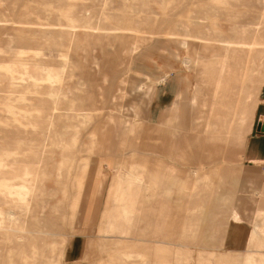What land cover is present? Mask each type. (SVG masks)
<instances>
[{
	"label": "rangeland",
	"instance_id": "rangeland-1",
	"mask_svg": "<svg viewBox=\"0 0 264 264\" xmlns=\"http://www.w3.org/2000/svg\"><path fill=\"white\" fill-rule=\"evenodd\" d=\"M0 18V142L6 125L5 164L26 161L0 169V264L9 240L14 264H264V0H0Z\"/></svg>",
	"mask_w": 264,
	"mask_h": 264
},
{
	"label": "bare ground",
	"instance_id": "bare-ground-1",
	"mask_svg": "<svg viewBox=\"0 0 264 264\" xmlns=\"http://www.w3.org/2000/svg\"><path fill=\"white\" fill-rule=\"evenodd\" d=\"M4 19H2V18H0V24H1V22H4L3 21ZM19 27V26H18ZM82 28V29H92L93 30V28H90V27H88V26H85V25H83L82 24V22H79V23H75V25H73V26H71V29L73 30V31H77V30H79L80 28ZM15 28H16V25H15ZM61 28V27H60ZM62 29V28H61ZM98 29H104V28H102V27H94V30H98ZM118 28L117 27H113V28H105V30H107V31H116ZM64 31V30H63ZM118 32V31H117ZM210 44V43H209ZM212 44V43H211ZM219 44V43H218ZM235 44H237V45H244L245 43H242V42H236ZM215 45V44H214ZM244 47V46H243ZM222 49V48H221ZM18 52V51H17ZM21 52H23V53H31V52H33L34 54H36V57H37V59H40L41 57H40V55H41V53H40V51H33V50H28V49H23V50H21ZM60 56H61V58L64 60L65 58H67V54L64 52V53H60ZM228 69V68H227ZM226 70V69H225ZM217 72V71H216ZM221 72V71H220ZM232 72V71H231ZM241 72V71H240ZM226 73V72H225ZM216 77H217V75H215ZM231 76V75H230ZM47 79L48 80H53L54 78H52V77H50V76H48L47 77ZM223 79H225V78H223ZM238 79H240V78H238ZM216 80V79H215ZM224 89V88H223ZM33 93V92H32ZM213 93V92H212ZM22 99V98H21ZM25 99H27L26 98V96H25ZM193 100V99H192ZM195 102V101H194ZM202 104V103H201ZM200 106V105H199ZM56 109V108H55ZM224 109V108H223ZM29 112H30V114H33L37 119H39L38 121L36 120V121H34V122H31V124H30V127L33 129V128H37L38 130H36V131H38V133H41L42 131H43V129H44V126L50 121V119H51V116H52V114H46V113H43V112H41V110L39 109V108H37L36 110H29ZM106 122V121H105ZM263 126V125H262ZM6 129L3 131V133H4V139H3V141L6 139V138H8L9 140H13L14 138H16V137H14V135H13V133H12V129L9 127L8 128V126H4ZM261 127V126H260ZM263 130V129H262ZM1 134V133H0ZM2 141V142H3ZM93 141V140H92ZM2 142H0V145L2 144ZM89 142V141H88ZM4 143V142H3ZM5 144V143H4ZM7 146H9V145H4V146H0V148H2L3 150H1L0 149V151H2V153L0 154V169H2L4 166H6L7 164H12V163H25L26 161H25V155L24 156H22V158H17L16 156L15 157H12L11 159H9L10 160V162L9 163H7V164H5V161H6V158L8 157V156H12L13 154L15 155V154H20V150L22 149L21 147H19L18 149H17V151L16 152H14V151H12V150H10V149H8V148H6ZM18 156V155H17ZM14 158V159H13ZM25 161V162H24ZM85 163V162H84ZM89 164V163H88ZM83 167H84V165H83ZM81 168V167H80ZM85 168V167H84ZM79 171V170H78ZM42 172V174H44L45 172H46V169H44V170H41V171H39L38 170V168L37 169H34V173L32 174L33 175V177L32 178H30L29 177V172L28 171H26V172H24V173H21L20 175L22 176H20L21 178H20V181L21 182H24V183H30V182H34V180H36V178H38L39 176L38 175H40V173ZM78 178V177H77ZM14 182V178H6V177H4V178H1L0 179V206L1 205H4L6 202H10V205H11V202H12V200H8V198H9V196H7V191H11L12 189H13V183ZM27 183V184H28ZM23 187H24V185H23ZM132 192H133V186L132 187H130L128 184H126V186H125V188H124V191H123V196L124 197H127V198H134L133 197V195H132ZM257 195V194H256ZM12 210V209H11ZM10 210V213H11V215L14 213L13 211H11ZM3 210L1 209V207H0V213L2 212ZM1 215V214H0ZM2 217V216H1ZM179 228V227H178ZM5 229H7V226L6 225H4V224H2L1 223V221H0V230H1V232L3 231V230H5ZM184 231H190V230H192L190 227L189 228H187V229H185V228H182ZM118 231H120V230H118ZM0 232V233H1ZM43 233H45L46 235H55L57 238H58V240H59V242H62V239H64L65 240V236L62 234V233H59V231H57V232H54V233H52V231L50 232V230H48V229H46V230H43L42 231ZM33 240H35V238L34 237H32V241ZM46 251V250H45ZM7 252H8V254H9V264H14L13 263V256H14V250H13V247L10 245V240H9V242H7ZM20 256H21V260H22V263L23 264H27V256H26V254L25 253H21L20 254Z\"/></svg>",
	"mask_w": 264,
	"mask_h": 264
},
{
	"label": "crops",
	"instance_id": "crops-1",
	"mask_svg": "<svg viewBox=\"0 0 264 264\" xmlns=\"http://www.w3.org/2000/svg\"><path fill=\"white\" fill-rule=\"evenodd\" d=\"M163 81V79H162ZM250 159H260V161L264 162V136H260V137H252L251 140V144H250ZM257 162V161H256ZM256 167H260V168H264V163L260 166L255 165ZM264 171V169H263ZM74 242L71 243L70 247H68V249L66 250V252H64V256L65 258L68 257V255L71 258H79L83 255V251H82V245L80 243H76L75 240H73Z\"/></svg>",
	"mask_w": 264,
	"mask_h": 264
}]
</instances>
